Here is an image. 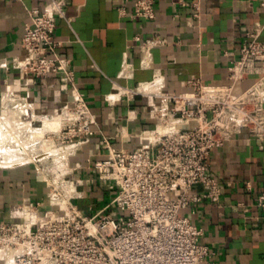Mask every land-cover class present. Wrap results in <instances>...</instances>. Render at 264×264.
I'll list each match as a JSON object with an SVG mask.
<instances>
[{"label":"built area","instance_id":"2783aa9c","mask_svg":"<svg viewBox=\"0 0 264 264\" xmlns=\"http://www.w3.org/2000/svg\"><path fill=\"white\" fill-rule=\"evenodd\" d=\"M171 1L174 6L191 4L200 11L199 0ZM65 5L66 0H48L43 10L28 11L21 38L24 56L14 60L13 66L46 85L56 77L53 86L66 100L52 111L54 117L64 116L63 126L52 132L71 142L61 149L74 151L69 155L72 159L90 143L97 123L76 87L72 60L59 54L62 42L57 25L65 18ZM156 5L157 0H136L130 16L152 21ZM119 13L128 14L125 8ZM260 34L257 26L242 43L239 58L230 60L226 84L207 85L194 79L187 82L191 92L176 95L166 92L165 77L155 74L151 82L124 92L127 97L158 99L149 111L158 124L135 134L141 144L134 149L113 148L106 139L102 156L89 155L86 166H73L74 171L94 174L104 191L113 193L95 213L87 215L75 204L87 198L83 179L66 174L52 178L45 166L35 164L47 188V204L24 200L0 221V264H214V253L201 242L203 230L184 212L196 204L220 202L221 185L212 177L210 166L216 149L243 132L248 142H264V41ZM164 43L160 36L144 41V57L149 58ZM152 86L160 92L149 93ZM2 159L0 167H14ZM197 187L202 191L197 192ZM256 205L264 212V193L258 195Z\"/></svg>","mask_w":264,"mask_h":264},{"label":"crops","instance_id":"0c3cea01","mask_svg":"<svg viewBox=\"0 0 264 264\" xmlns=\"http://www.w3.org/2000/svg\"><path fill=\"white\" fill-rule=\"evenodd\" d=\"M135 1L66 0L65 18L58 20L59 54L72 60L76 87L97 123L90 143L72 157L70 167L86 166L89 155L102 156L106 139L113 148L134 149L141 144L135 134L156 128L158 120L149 111L158 99L127 97L126 90L151 82L155 74H162L165 91L176 95L191 92L187 82L194 79L226 84L230 60L239 58L248 34L260 26L264 41V0H199V12L191 4L178 7L171 0H157L152 21L130 16ZM47 3L0 0V156L14 164L0 167V221L24 200L47 204V188L36 165L24 162L32 138L44 139L46 117L66 96L53 86L56 77L46 85L13 66L24 56L21 38L28 11L43 10ZM121 8L126 16L119 13ZM155 36L165 43L145 58L141 46ZM173 60L176 64H170ZM148 92L158 94L160 88L152 86ZM42 122L43 127H35ZM247 137L243 132L211 155V175L222 190L220 202L196 204L184 212L203 230L201 242L214 253V264H264V212L256 205L264 193V142H248ZM76 177L85 182L87 198L80 201H99L85 213L91 215L104 206L107 193L87 170Z\"/></svg>","mask_w":264,"mask_h":264},{"label":"rangeland","instance_id":"374dc122","mask_svg":"<svg viewBox=\"0 0 264 264\" xmlns=\"http://www.w3.org/2000/svg\"><path fill=\"white\" fill-rule=\"evenodd\" d=\"M251 82H252V80H249V81L245 82L243 86L245 88H247L251 84ZM49 117H54V115L53 116L50 115ZM46 122H47L46 127H48V128L55 127L58 124V123L54 122L52 125H50L48 123V119L46 120ZM35 127L36 128L43 127V122L37 124V126H35ZM77 140L78 139H73V142H76ZM67 145H71V142H69V140H63L62 137L60 139H58L57 136L54 135V133L52 131L47 130L45 135H44V139L40 140V139L32 138V140L29 144L30 148L28 150L29 157L26 159V161L30 159L31 162H33L32 164H37L38 166H41V165L45 166V169L47 170V174L52 178H54L60 174H66L70 179H74V178L77 179L76 175H77V172H80V170L74 171L75 168L73 166L70 167V165H69L70 160H71V159H69V157H70L69 155H71L72 152H74V151H65V152H60L57 155H50V154H55L56 149H61L62 147L67 146ZM46 154H49V155L46 156ZM38 155H42L46 158L41 162H37L34 159V157H36ZM2 160H4V159H2ZM111 197H113V193L112 192L107 193V195H106L107 201ZM75 204H77L78 207L84 213H86L90 206L97 207V205H99V201L97 199H92L89 201L77 200V201H75Z\"/></svg>","mask_w":264,"mask_h":264},{"label":"bare ground","instance_id":"6f19581e","mask_svg":"<svg viewBox=\"0 0 264 264\" xmlns=\"http://www.w3.org/2000/svg\"><path fill=\"white\" fill-rule=\"evenodd\" d=\"M47 119H48V123L50 124V125H52L54 122L55 123H58L55 127H50V128H48V130H50V131H57V130H59L62 126H63V123H64V116L63 115H59V116H55V117H46ZM8 121H10V119L8 120ZM10 122H14V121H12V119H11V121ZM42 137V136H41ZM67 148H63V149H56V152H55V154H50V155H57V154H59L61 151L63 152V151H65ZM55 151V150H54ZM51 152V151H50ZM49 154H46V156L47 155H49ZM46 158V157H45ZM41 159H43V158H41ZM38 160V158L36 159V161ZM40 160V159H39ZM38 160V161H39Z\"/></svg>","mask_w":264,"mask_h":264}]
</instances>
